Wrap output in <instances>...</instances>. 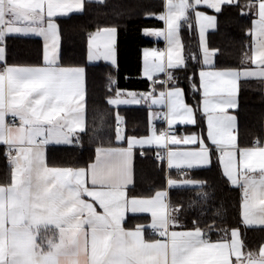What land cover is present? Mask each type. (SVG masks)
<instances>
[{
  "label": "snow or ice",
  "instance_id": "6c2138e0",
  "mask_svg": "<svg viewBox=\"0 0 264 264\" xmlns=\"http://www.w3.org/2000/svg\"><path fill=\"white\" fill-rule=\"evenodd\" d=\"M225 4L239 6V0H166L165 10L154 17L165 28L145 30V35L166 41L165 50L144 54V76L152 82L151 91L127 93L129 98L123 99L125 94L117 90L107 102L166 105L167 112L152 117L166 121L168 129L158 134L153 126L147 137H126L123 118L117 115L115 140L118 145L126 142L127 147H97L94 162L73 168L49 166L45 151L49 144L78 143L79 134L87 131L85 70L60 64L56 22L82 12L83 0H0V45L12 35L44 39L43 62L35 66L8 65L5 48L0 46V145L6 148L10 166V182L0 185V264H264V243L246 246L238 228L230 231V239L228 230L215 223L202 228L193 221L191 229L174 230L183 229L176 215L181 209L166 202V192L158 191L151 198L128 196L137 146L165 149L157 157L166 159L170 170L210 163L211 148L203 137L173 133L174 125H195L196 110L185 103L180 88L167 87L175 83L169 70L186 66L180 32L193 10L206 66L199 71L197 90H202L200 110L206 119L207 140L220 153L224 175L241 189L243 226L264 228V146L238 149L237 117L229 113L239 107L238 81H264V0H250L243 5L248 13H241L258 16L251 30V54H242L240 69L216 70L213 57L219 52L209 51L205 35L215 28L216 18L195 9L204 5L219 13ZM116 31L110 27L89 34V60L116 63ZM249 63L254 67H245ZM158 73L167 78L154 79ZM157 83L164 87L158 95ZM103 128L101 117L98 133ZM181 175L187 177V172ZM167 183L187 188L204 182L169 178ZM129 212L150 214V225L126 229ZM145 227L159 238L146 239ZM212 232L224 235L213 241Z\"/></svg>",
  "mask_w": 264,
  "mask_h": 264
},
{
  "label": "trees",
  "instance_id": "16d2710c",
  "mask_svg": "<svg viewBox=\"0 0 264 264\" xmlns=\"http://www.w3.org/2000/svg\"><path fill=\"white\" fill-rule=\"evenodd\" d=\"M250 0H239L225 5L217 13L218 27L209 35V46L218 50L215 68L240 69L242 54H251L252 21L255 14L248 13L243 5ZM165 0H105L103 3L87 2L80 13L57 19L61 36V65L83 67L86 73V133L79 134L76 146L47 149L49 166L86 168L95 159L97 147L118 146L115 140L116 117L123 118L126 137H141L149 132L150 107L114 108L107 101L117 90L148 92L152 82L141 76V54L144 48L162 42L145 37L148 29H164L163 21L154 18L162 13ZM190 25V27H189ZM115 27L117 30V66L107 63L89 64L87 61L89 34L98 29ZM184 45L186 66L170 72L175 83L167 87L181 88L188 105L195 109L196 124L185 127L187 132L200 133L206 140L205 117L200 110L201 90L199 71L204 68L194 11H189L188 21L182 22L180 32ZM3 45V44H2ZM7 63L15 66H35L43 62V45L39 38L10 36L6 40ZM194 57V58H193ZM249 64L245 65L247 67ZM110 78L113 83H110ZM193 85L196 87L194 88ZM237 145L239 148L262 146L264 142V90L258 80H243L239 90ZM104 121L102 133H98ZM211 148V165L187 171L184 177L168 169L165 160L157 157L154 149L136 150L134 157V183L129 189L132 197H151L158 191L168 192V203L180 207L177 218L183 229L193 227L197 221L215 223L217 228L239 229L241 239L248 247L264 243V228H245L241 218V189L230 184L221 168L219 152ZM0 145V185L10 182V166ZM188 178L204 182L200 187L168 188V179ZM206 194V196L204 195ZM139 218L129 217L126 227H132ZM217 240L223 232H212Z\"/></svg>",
  "mask_w": 264,
  "mask_h": 264
},
{
  "label": "crops",
  "instance_id": "0c3cea01",
  "mask_svg": "<svg viewBox=\"0 0 264 264\" xmlns=\"http://www.w3.org/2000/svg\"><path fill=\"white\" fill-rule=\"evenodd\" d=\"M105 1V0H104ZM87 2H89V0H83V3H84V6H85V3H87ZM189 2L191 3V2H193V0H189ZM165 3H166V0H165ZM225 5H228V4H225ZM225 5H223V6H225ZM223 6H222V8H223ZM196 11H200V12H202V13H205V14H207V15H209V16H214L215 18H216V26H215V28H209L207 31H206V42H207V47H208V49H209V51L211 52V51H215V50H213V49H211L210 48V46H209V35H210V33H212V32H215L216 30H217V27H218V19H217V13L213 10V9H210V8H208V7H206V6H204V5H200V6H197V8L195 9ZM191 11V10H190ZM76 13H80V12H73V13H70V14H68L67 16H64V17H68V16H70V15H72V14H76ZM189 14V13H188ZM59 18H63V17H59ZM59 18H57V19H59ZM57 19H56V22H57V24H58V21H57ZM254 19H258V16H254V18H253V21H252V28H251V30L253 29V27H254ZM195 20H196V17H195ZM197 24V23H196ZM58 28H59V24H58ZM148 30H162V29H148ZM197 30H198V35H199V28H198V25H197ZM59 35H60V30H59ZM144 35H145V32H144ZM12 36H20V37H34V38H39L40 40H41V42H42V45H43V48H44V39H43V37H40V36H35V35H28V36H23V35H12ZM8 37H10V36H8ZM8 37H6L5 38V41H4V43H3V45H0V46H3L4 48H5V57H6V60H7V49H6V40H7V38ZM145 37H147V38H149V39H152V40H155V41H160V42H162V44L161 45H156V46H154V47H150V48H144L143 50H142V54H141V76L143 77V78H145V76H144V54H145V51L146 50H152V49H156V50H165L166 49V41L163 39V38H157V37H153V36H147V35H145ZM199 41H200V38H199ZM252 42H253V36H252ZM116 46H117V31H116V37H115V45H114V49H115V60H116V63L115 64H113L111 61H109V60H104L103 58H101V59H92V60H89V45H88V53H87V61H88V63L89 64H98V63H107V64H110V65H112V66H117V61H118V58H117V48H116ZM201 46V45H200ZM158 47H162V48H158ZM60 48H61V36H60V41H59V52H58V57H59V62H60V64H61V59H60ZM201 51H202V49H201ZM202 57H203V52H202ZM215 59H216V56H214L213 57V64H214V67H215ZM204 67H206L205 65H204ZM247 67H254V66H252L250 63H249V65L247 66ZM83 68V67H82ZM175 69H177V68H175ZM216 70H229V69H217V68H215ZM84 70H85V68H84ZM171 70H173V69H170L169 71H171ZM167 77H166V75L164 74V73H158L155 77H154V79H156V80H158V81H164L165 79H166ZM146 79V78H145ZM148 80V79H147ZM199 80H200V78H199ZM243 80H245V79H241L240 81H238V86H239V90H240V84H241V81H243ZM247 80H258V79H247ZM258 81H261V80H258ZM262 83H263V90H264V81H261ZM85 86H86V73H85ZM155 88H156V95H158L159 94V92L160 91H162V90H164V87L160 84V83H157L156 85H155ZM87 89V88H86ZM170 89V88H169ZM181 89V88H180ZM182 90V89H181ZM151 91V90H150ZM183 91V90H182ZM87 92V91H86ZM149 92V91H148ZM123 93L125 94L122 98L123 99H128L129 97L127 96V93H137V94H139V93H146V92H134V91H123ZM201 93H202V90H201ZM183 94H184V91H183ZM113 98H115V97H113ZM184 101H185V103L187 104V102H186V100H185V94H184ZM188 105V104H187ZM238 105H239V93H238ZM112 107H114V108H125V107H139V106H148V107H150V113H149V132H148V134H146V135H144V136H141V137H136V138H144V137H147V136H149L150 135V129L154 126L155 127V129H156V131H157V133L159 134L160 132H162V131H165V130H167L168 129V125H167V122L166 121H164L163 119H154L153 117H152V114H154V113H165V112H167V107H166V105H151V106H149V104H144V103H142V104H120V105H111ZM190 106V105H189ZM238 109V108H237ZM236 109V110H237ZM236 110H229V113L230 114H233V115H235L236 116ZM237 117V116H236ZM195 118H196V116H195ZM7 120L9 119V117L8 118H6ZM9 121V120H8ZM205 122H206V119H205ZM189 126H193V125H180V124H177V125H174L173 126V129H172V131H173V133L174 134H176L177 136H184V135H192V134H196L197 136H201V137H203L200 133H196V132H187V131H185L184 130V128L185 127H189ZM237 129H238V119H237ZM236 135H237V131H236ZM132 137H134V136H132ZM206 137H207V126H206ZM204 138V137H203ZM205 140V139H204ZM237 141H238V137H237ZM205 143H206V145H210V142L207 140V138H206V140H205ZM77 145V143H73L72 145H63V144H49L47 147H46V151H45V155H46V161H47V149H48V147H51V146H56V147H71V146H76ZM3 146V145H2ZM118 146H123V147H127V144H126V142H123L122 144H120V145H118ZM211 146V145H210ZM262 146H264V142H263V145ZM5 147V146H4ZM169 147H171V148H177V147H180V148H189V149H195V148H198V145H189V146H183V145H181V146H172V145H170ZM214 147V146H213ZM237 148L238 149H244V148H239L238 147V145H237ZM142 149H154V150H156L157 152L159 151L160 153H164L165 152V149H157V147L156 146H151V147H149V146H145L144 148H140L139 146H137V147H135L134 148V150H133V161H132V176H133V183H134V157H135V152H136V150H142ZM219 155H220V153H219ZM237 159H239V152H237ZM93 162H94V160H93ZM165 162H166V159H165ZM48 163V162H47ZM166 164H167V162H166ZM211 165V154H210V163L208 164V165H206V166H202V167H198V168H194V169H190V170H188V169H185L186 171H191V170H195V169H203V168H207V167H209ZM221 168H222V170H223V167H222V164H221ZM170 170V169H169ZM171 171H178V170H176V169H171ZM226 177V176H225ZM227 178V177H226ZM173 180H176V181H180V180H182V179H173ZM192 181H196V180H192ZM196 182H199V181H196ZM230 182V181H229ZM133 183L131 184V185H129V187H128V196L129 197H132V196H130L129 195V189L133 186ZM231 184V183H230ZM201 185H198V186H196V187H200ZM189 187H191V186H189ZM168 188H180V187H169V185H168ZM163 192H166L167 193V200H166V202L168 203V192L165 190V191H163ZM151 197H153V196H151ZM151 197H136V198H151ZM86 199H90V198H87V197H85ZM97 210L98 211H102L101 209H99V207L97 206ZM129 217H134V218H139V220L135 223V225L134 226H132V227H126L125 226V222L127 221V219L129 218ZM125 222H124V227L126 228V229H130V230H134L138 225H142V226H148V225H150V223H151V216H150V214H148V213H136V214H133V213H127L126 214V220H125ZM249 228H261V227H249ZM174 230H179V229H174ZM152 230L150 229V228H148V227H145V237H146V239H156V238H159L155 233H152L151 232ZM230 239V238H229Z\"/></svg>",
  "mask_w": 264,
  "mask_h": 264
},
{
  "label": "built area",
  "instance_id": "2783aa9c",
  "mask_svg": "<svg viewBox=\"0 0 264 264\" xmlns=\"http://www.w3.org/2000/svg\"><path fill=\"white\" fill-rule=\"evenodd\" d=\"M158 48H162V47H158ZM9 121L11 120V117H9V119H8ZM162 154V153H161ZM181 171H183V172H187L186 170H178V172L179 173H181ZM152 232V231H151ZM153 233V232H152Z\"/></svg>",
  "mask_w": 264,
  "mask_h": 264
}]
</instances>
